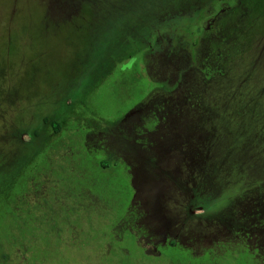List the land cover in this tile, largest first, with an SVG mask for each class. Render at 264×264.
Masks as SVG:
<instances>
[{
    "label": "rangeland",
    "instance_id": "374dc122",
    "mask_svg": "<svg viewBox=\"0 0 264 264\" xmlns=\"http://www.w3.org/2000/svg\"><path fill=\"white\" fill-rule=\"evenodd\" d=\"M0 162V264H264V0H0Z\"/></svg>",
    "mask_w": 264,
    "mask_h": 264
},
{
    "label": "trees",
    "instance_id": "16d2710c",
    "mask_svg": "<svg viewBox=\"0 0 264 264\" xmlns=\"http://www.w3.org/2000/svg\"><path fill=\"white\" fill-rule=\"evenodd\" d=\"M131 5H133V4L131 3ZM129 6H130V4H129ZM140 9L141 8H138L139 16H140V12H139ZM142 27L143 26L141 24H130L129 28L133 29V31L130 29L131 30L130 32L132 34H135L136 32L139 34V33L142 32V30H141ZM114 29H115V32H118V33L121 31V27L120 26H118V27H116ZM131 40L132 39L130 38V39L125 41V43H128V46H131L130 49L126 51V53H129V52L133 51L136 48L135 44H133L134 41L132 40L133 41V43H132ZM147 48H148V46H144L143 50H147ZM137 49H136L137 50L136 52H131V54L133 55V58L135 56V53L139 52V50H140L138 47H137ZM87 52H92V49L89 48V50ZM125 54L120 56V57L125 56ZM130 59L131 58L129 57V62L131 61ZM115 60H114L113 63H110V65L107 68V70H104V71L101 72V76H107L109 74V72H112L113 69H115V67H116V61ZM129 62H128V64H129ZM87 82H89V80H84L83 78H79L77 84H75V85H77L79 87L78 90L76 89L77 93H79V97H82L81 99L84 100L82 104H86L85 102H86L87 98H86L85 95L87 93L89 94V93L93 92L94 89H96V87L98 85V84H96V85L92 86L91 88H89L88 90H86L85 85L87 84ZM52 126L55 128L56 133H58L60 131V128L58 127L59 123L53 122ZM17 176H18V174H16V176H15V172L12 169H9L8 167H6V162H0V202L4 198L5 194L7 192L11 191L13 189V187L15 186ZM18 200L21 201V202L22 201L24 202V198H19ZM11 205H12V203H11Z\"/></svg>",
    "mask_w": 264,
    "mask_h": 264
},
{
    "label": "flooded vegetation",
    "instance_id": "af4514ba",
    "mask_svg": "<svg viewBox=\"0 0 264 264\" xmlns=\"http://www.w3.org/2000/svg\"><path fill=\"white\" fill-rule=\"evenodd\" d=\"M222 4H223V2H221V6H222ZM219 19V18H218ZM196 30H200V25H199V23H197V25H196ZM195 35H197V33L196 32H190V31H188V33H187V35L185 36V35H183L184 36V38L183 39H180L179 41H173V40H171V42H170V45H168L167 47L169 48V52H173L172 50H171V48H172V46L176 43V45H177V51L178 52H184L183 51V49H185L186 50V52H202L201 51V49H198L197 47H196V45H195V41H194V38H195ZM184 45V47H182ZM190 45V46H189ZM176 51V52H177ZM166 52H167V50H166ZM192 59H195V56H192L191 57ZM199 68V67H198ZM200 69V68H199ZM201 70V69H200ZM199 70V71H200ZM206 75H209V76H211V74H206ZM142 124H144V123H142ZM59 127V126H58Z\"/></svg>",
    "mask_w": 264,
    "mask_h": 264
},
{
    "label": "water",
    "instance_id": "95a60500",
    "mask_svg": "<svg viewBox=\"0 0 264 264\" xmlns=\"http://www.w3.org/2000/svg\"><path fill=\"white\" fill-rule=\"evenodd\" d=\"M130 64L133 63L132 60L129 62Z\"/></svg>",
    "mask_w": 264,
    "mask_h": 264
}]
</instances>
